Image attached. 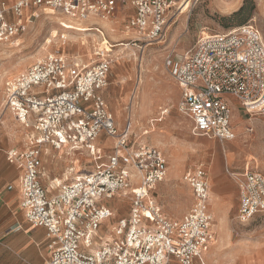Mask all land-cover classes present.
I'll use <instances>...</instances> for the list:
<instances>
[{"label":"built area","instance_id":"built-area-1","mask_svg":"<svg viewBox=\"0 0 264 264\" xmlns=\"http://www.w3.org/2000/svg\"><path fill=\"white\" fill-rule=\"evenodd\" d=\"M122 1L134 8L126 28L136 37L126 45L135 48L162 41L181 12L182 0H15L11 6L0 0V36L25 31L26 21L40 10L78 21L102 20L112 17ZM89 25L102 36L101 26ZM60 39L66 38L61 34ZM111 48H97L89 62L51 53L5 82V107L34 132L26 147L8 150L6 159L21 168L19 206L26 221L45 229L44 264H209L205 253L213 218L207 171L199 164L182 175L192 204L181 218L166 216L153 202L151 192L165 179L167 161L158 147L132 139L129 116L121 131L116 128L101 92L115 58ZM166 60L179 89L178 110L190 120L192 134L233 140L231 100L246 113L264 117V39L253 24L201 33L184 53L168 54ZM102 137L113 141L104 158L97 145ZM43 146L86 155L93 164L79 172L70 167L65 179L53 181L55 193L49 195L40 183ZM226 171L238 186L237 220L246 223L263 215L264 174L247 164L241 172ZM115 196L128 201L125 216L117 218L103 202ZM111 219L107 239L99 228ZM80 240L87 251L79 248Z\"/></svg>","mask_w":264,"mask_h":264},{"label":"rangeland","instance_id":"rangeland-1","mask_svg":"<svg viewBox=\"0 0 264 264\" xmlns=\"http://www.w3.org/2000/svg\"><path fill=\"white\" fill-rule=\"evenodd\" d=\"M5 1L7 6H11L15 0ZM230 2H233V6L232 4L226 6V3ZM125 5L121 13L108 18L111 20L110 24L114 31L108 32L97 19L95 23L102 27V36L88 27L87 31L94 33L98 38L96 42L90 39V43L85 46H81L77 40L71 38L62 41L60 37L56 42L46 44V40L50 39L52 26L59 28V32L65 28L49 16L53 12H55L54 15L66 16L50 9L47 12L40 10L37 18L28 19L25 31L7 39L0 36V149H6V151L22 149L28 145V137L34 134L31 128H24L19 124L5 107L4 101L5 82L26 71L36 54L44 52L47 48L49 52H45L43 58L49 53L61 52L65 55H76L79 60L89 62L95 60L93 56V52L97 49L94 46L95 43L104 42L107 47L105 49H108V45H112L115 62L109 73L105 100L118 127L125 123L126 106L129 105L128 97L136 85L137 72H140L138 58L141 57L140 62L147 69L142 72L145 77L143 87L146 88L150 107L146 113L140 115L136 114L137 111L134 112L137 119L135 131L148 128L149 133L145 138L151 145H154L150 142L151 135L163 141L160 145L155 144L164 153L167 161L166 177L160 183L167 185L164 186L165 191H162L160 184L157 185L158 200L168 202L169 215L175 217L189 205L191 199L190 187L183 181L182 175L185 171L202 164L207 171L210 184L209 197L212 198L208 201L210 211L212 205H218V197L214 194V189L221 188L227 194L221 201L218 212L211 211L213 223L212 239L207 250L211 256L208 257L206 253L208 262L210 264H264V214L257 215L246 223L237 220L238 186L234 178L226 171L228 169L229 172H241L247 164L249 168L257 169L264 174V117L246 113L237 102L231 100L233 128L236 133L233 140L219 141L192 134L190 120L178 110L179 89L170 74L166 60L168 54L180 55L189 49L203 31L220 32L230 27L250 23L257 27L264 39V0H192L189 5L182 6L174 23L166 29L162 41L145 46L140 43V48L126 45L136 35L126 28L132 10L128 3ZM28 14V12L24 13L25 16ZM9 18L14 19V16L10 13ZM90 19L94 20L89 18L84 22L89 25ZM122 46H132L134 54L129 51L121 55L118 50ZM18 62L22 63V66L20 65L16 70L14 66ZM8 74L12 76L8 78L6 76ZM168 84L172 87L171 92L167 91ZM139 100L140 97L136 99V101ZM116 106L122 112L117 119ZM163 110L167 112L162 115ZM159 117H162L161 120L154 123ZM132 139H135V136ZM97 143L103 148V158L112 152V143L108 139L102 137ZM226 154L233 156V159L226 158ZM66 156L72 157L70 154ZM60 157L63 156H60L58 152L43 154L44 170L47 171L48 168L51 170L58 166ZM76 158H79L76 165L80 166V170L87 169L90 164H93V160L86 155H76ZM217 159L219 179L213 177L212 171L213 163ZM45 161H48L47 165ZM175 167L178 173L173 176L171 172ZM51 176L53 175L49 174L50 178ZM163 192L168 195L162 196ZM103 202L115 208L114 210L118 213L117 218L126 215L128 201L124 196H115ZM159 204L161 206L160 201ZM109 228L108 223L103 224L99 228V233L106 235ZM79 248L83 251L88 250L84 248L82 240L79 241ZM0 264L34 263L23 262L0 245Z\"/></svg>","mask_w":264,"mask_h":264},{"label":"crops","instance_id":"crops-1","mask_svg":"<svg viewBox=\"0 0 264 264\" xmlns=\"http://www.w3.org/2000/svg\"><path fill=\"white\" fill-rule=\"evenodd\" d=\"M125 3H128L129 7L132 10L131 17L134 15V8L130 5L129 1H122L117 3V7L113 16H116L117 13L118 14L121 13L123 8L126 7ZM97 20L100 21L101 19H97ZM95 22H97L96 19L90 21L89 24L92 23L97 24ZM101 92L103 97L105 98L106 88L103 89ZM161 118L162 117H159L157 121H154V123L159 122ZM122 127L123 126L118 127L116 125L118 131H121ZM101 139L102 138H99L98 140ZM108 141L110 143L113 142L111 139H108ZM150 142L152 141L150 140ZM145 144L151 145L149 143H145ZM97 145L99 144L97 143ZM151 146L156 147L155 144ZM105 147L107 146L105 145ZM41 150H42V154H41V168H40V183L47 190L48 194L52 195L55 193V190L53 189V181H55L56 179H60V180L65 179L68 176V169L70 167H73L75 162L78 163L79 161H77V159L79 158H76V155L78 154H70L72 155V157L68 158L66 156L67 149H62L57 151L50 146H43ZM7 151L6 149H0V245L4 249L13 253L17 258H19L25 263L44 264V262L47 259L45 229L43 227L33 226L30 223H28L25 219L24 212L19 206L20 192L18 185H19V177L21 175V168L18 164H12L7 161L6 159ZM60 151H62L61 154ZM48 152H58V154L63 157H60L62 159L59 160L58 166L52 168L51 170L50 168H48V170L45 171L43 167L42 156L43 154H47ZM45 162L47 165L48 161ZM49 174L53 176H51L50 178ZM166 185L163 183L162 185L160 184L162 191H165L164 189H166V187L164 186ZM214 194L218 197L217 198L218 205L217 206L212 205L211 211L217 213L221 201L226 197L227 194L221 188L214 189ZM161 195L166 197L168 194L163 192V194ZM151 198L153 202L159 207V209L162 211L163 214H165L170 218L177 219V218H181L190 208L192 204V191H191V199L189 205L186 208H183L179 213H177L175 217H171L169 215V210L167 209L169 206V204H167L168 202L166 201L164 202L163 200H158L156 194V188L151 192ZM159 201L161 202V206L159 204ZM109 207L113 209L111 206ZM209 211H210V205H209ZM116 216H118V213H116ZM114 222L115 219H111L109 223L108 222L107 223L108 225H111ZM206 253H205V258L207 260Z\"/></svg>","mask_w":264,"mask_h":264},{"label":"bare ground","instance_id":"bare-ground-1","mask_svg":"<svg viewBox=\"0 0 264 264\" xmlns=\"http://www.w3.org/2000/svg\"><path fill=\"white\" fill-rule=\"evenodd\" d=\"M192 0H182L181 2V5H180V9L182 8V6H187L191 3ZM235 3V2H234ZM233 6V2H230V3H226L227 6L231 5ZM222 8V7H221ZM47 10L49 9H46L45 11L47 12ZM55 12H53V14L51 16H49L50 18H54L56 19L59 23H61L62 25H64L65 28H60L62 32H59V28H56V27H51L50 28V39H47L46 40V44H50V42L54 41L56 42V40L60 37V35L62 34L63 36H65V38H71L73 40H77L81 46H85L86 44L88 45L90 43V39L92 42H96L98 36L95 35L94 33L90 32V31H87L88 30V27L89 25H87L84 21H78V20H72V19H65L66 17H63V16H60V15H54ZM56 21V22H57ZM90 21H93V19ZM97 21V20H96ZM101 23V25L108 31V32H111V31H114V29L111 27V20L110 19H102L99 21ZM203 35H207L209 34L208 32L206 31H203L202 32ZM127 35V34H126ZM88 36H90L88 38ZM99 40V39H98ZM115 41V40H114ZM101 42V41H100ZM94 46L96 48H105L106 47V44L104 42L102 43H95ZM100 46V47H99ZM107 48V47H106ZM49 52V50L46 48L44 49V52H40L38 54H36V56L34 57V60L33 62H31L32 64L36 61H40L43 59V55L45 54V52ZM53 51V50H52ZM121 55H124L126 53H128L129 51H131L132 54H134V49L132 48V46H122L119 50H118ZM51 54V53H49ZM48 55V54H47ZM141 57L138 58V61L140 60L141 61ZM149 59V58H148ZM139 61V67H140V72L138 73L137 72V76H136V85L135 87L133 88L132 92L130 93L129 97H128V100L130 101L131 100V95L132 93L134 94L135 98L133 100H131V103L130 105H127L126 106V111H125V116H124V119H126L127 116H129L132 120V123H133V127H134V133H135V140L140 142V143H148L146 141V135H148L149 133V129L148 128H142L140 129V131H135V128L137 126V119L135 118L134 116V112H136L137 115H140L142 113H146L148 110H149V100H148V96H147V92H146V88L143 87V84H144V76H143V73L145 71V67L143 64H141V62ZM148 63V62H147ZM22 63L18 62L17 65H15L14 69L17 70V68L19 69L20 65ZM22 66V65H21ZM154 68V67H153ZM152 68V69H153ZM147 70V69H146ZM22 71V70H20ZM19 72V70H18ZM8 78L10 76H12L11 74H8L6 75ZM134 89H135V92H134ZM167 91L168 92H171L172 91V87L170 86V84H168V88H167ZM139 95H138V93ZM140 97V100L139 101H136V99H138ZM129 110V111H128ZM122 112L118 110V106L115 107V116H116V119L119 117V115L121 114ZM251 115H254V114H251ZM139 121V120H138ZM139 123L141 124V122L139 121ZM140 128V127H139ZM145 132V133H144ZM143 134H146L145 136ZM150 139L152 140V142L156 145H160L163 143V141L155 136V135H151L150 136ZM62 150V149H61ZM226 158H228L229 160H232L233 159V156H229L228 154L225 155ZM62 159V158H61ZM65 159V158H63ZM77 161H79V159H77ZM74 163V162H73ZM72 164V163H71ZM81 165V164H80ZM218 165H219V162H218V159L215 163H213V167H212V171H213V177L215 179H219L220 177L217 175L218 174ZM70 166V165H69ZM74 170L76 172H79L80 171V168H79V165H76V162L74 163V166H73ZM68 173H69V169H68ZM177 168L175 167L172 172H171V175L173 176H176L177 175ZM63 176H66V175H63ZM60 179H56V181H58ZM209 196H210V193H209ZM212 198L209 197V200H211ZM115 209V208H114ZM104 238H107V239H110V235L109 234H106ZM208 257H210V252L208 251L207 253Z\"/></svg>","mask_w":264,"mask_h":264}]
</instances>
